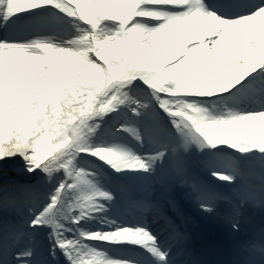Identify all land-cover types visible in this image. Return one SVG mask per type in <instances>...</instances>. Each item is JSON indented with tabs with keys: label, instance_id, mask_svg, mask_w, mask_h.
Masks as SVG:
<instances>
[{
	"label": "snow or ice",
	"instance_id": "snow-or-ice-1",
	"mask_svg": "<svg viewBox=\"0 0 264 264\" xmlns=\"http://www.w3.org/2000/svg\"><path fill=\"white\" fill-rule=\"evenodd\" d=\"M196 7L206 16L242 25L264 14V0H226L223 4L196 0ZM53 8L78 18L71 0H0V21L9 27L23 13L47 14ZM219 39L217 33L213 40ZM54 44L51 38L0 40V57L16 60ZM257 77L264 79V63L246 65L242 72L214 89L196 94L182 86L179 79L161 89L135 77L97 96L83 120V130L71 140L54 142L46 149L39 141L0 142V264H64L65 260L67 264H264V108L213 115L190 102L193 96L222 93H230L224 101L232 99L243 89L255 88ZM137 81L153 90L156 104L172 118L175 133L160 129V135L166 138L164 150L141 156L121 147L94 145L91 137L98 134L101 123L93 121V117L125 104L141 117L142 110L149 107L130 95ZM256 91L264 95V87ZM121 128L143 144L139 126ZM193 145L201 150L228 145L242 154L230 155L226 170H212L218 181L225 182L223 187L209 184L194 170L188 159ZM81 154H90L117 172L133 170L137 175L120 185L119 194L102 189L92 178L95 173L78 168L76 161ZM13 157H22L25 164L16 169L15 175L7 171ZM26 173H42L47 182H52L58 173L64 176L50 195L51 202L38 215L36 209L46 197L39 184L24 182ZM68 197L72 199L66 203ZM193 205L198 213L193 211ZM112 206L135 222L109 218ZM60 218L73 222V227L60 223ZM89 218L99 219L109 230L86 231L78 227L80 221ZM225 224L233 233H241L242 238H221L218 230ZM44 226L52 229L46 237L40 234ZM73 228L77 235L70 238L65 233ZM85 239L131 242L138 246L136 251L143 259L111 258L85 243Z\"/></svg>",
	"mask_w": 264,
	"mask_h": 264
},
{
	"label": "bare ground",
	"instance_id": "bare-ground-1",
	"mask_svg": "<svg viewBox=\"0 0 264 264\" xmlns=\"http://www.w3.org/2000/svg\"><path fill=\"white\" fill-rule=\"evenodd\" d=\"M91 1L101 11L112 14L119 21H127L132 29L136 31L140 46L134 45L130 53L132 57L139 61H149L154 54H158L164 60H168L170 65L167 73L170 76L177 74L182 81V86L193 94L214 89L234 74L242 72L246 65L256 62L263 63L260 56L264 52V38H262L264 36V14L259 15L250 23L242 25L219 21L202 14L199 8L196 7V0ZM214 1L219 4L226 2V0ZM151 3L155 4L154 8L149 7ZM35 12L37 11L21 14L20 18L12 22L9 27L0 26V40H5L10 35V38H8L12 39L10 42H27L38 38H51L55 44L27 52L23 57L16 60H5V58L0 57V64L9 61L22 64L31 70L42 71L45 62L41 54L44 53L46 57L66 68L67 73L84 70L89 64L88 55L83 51L86 45L84 42H77L72 36L86 34V32L73 23H67L57 13L51 15L49 24L46 26L33 28L32 23L37 21V17L34 15ZM84 12L85 3L81 0V14L78 18L73 17L72 21L82 20L81 24H84L86 22ZM40 16L44 17L46 14ZM0 24H3V22L0 21ZM26 30L28 31L26 32ZM113 33L112 28L98 31L95 40L105 39L101 42L113 41L117 36V33ZM217 33H220V39L214 41L213 37ZM30 35H33V37L28 40ZM45 76L43 77L45 78ZM44 78L37 77L32 82L30 81L27 95L43 88ZM254 83L255 88L243 89L236 97L226 101L223 98L228 97L230 93L216 94L210 97L193 96L191 98H196L213 115L224 114L229 110L239 112L259 110L264 105V102H262L264 95L259 94L256 89L261 88L264 79L257 77ZM232 91L235 92V89ZM130 95L141 103H146L148 99V94H144L138 86L131 91ZM239 95L246 96L241 97ZM121 106L125 110H130L127 104ZM69 109L75 111L77 106H69ZM127 113L130 118L122 121L123 125H137L142 132L145 131L143 133V144L125 131L124 135L114 133L110 138L98 142L99 144L96 145L121 147L141 156H145L142 153L146 148L152 151L166 147V138L160 135V129L164 128V125L153 110L142 111L141 117L135 116L132 111L130 113L127 111ZM145 122L148 124L147 129H145ZM76 132L77 129L74 134ZM211 148L214 154L218 155V159L225 155H242L238 150H234L228 145ZM93 160L94 164L113 173L119 188L122 183L137 175L133 170L117 172L106 162L99 161L95 157H93ZM212 166L218 170H226V166L222 164L220 166L212 164ZM96 199L105 204L108 203L104 199ZM115 208L117 207L112 206L110 213H113L112 210ZM195 209L197 208L193 205V211ZM108 216L118 222L129 223L126 219H119L112 215ZM91 221H96V219L89 218L86 220L81 225L82 229L86 231L109 230L108 226L96 225ZM88 241L85 239V243L88 244ZM119 245L136 249L138 247L131 242H119ZM109 257L123 259L120 252L110 253Z\"/></svg>",
	"mask_w": 264,
	"mask_h": 264
},
{
	"label": "rangeland",
	"instance_id": "rangeland-1",
	"mask_svg": "<svg viewBox=\"0 0 264 264\" xmlns=\"http://www.w3.org/2000/svg\"><path fill=\"white\" fill-rule=\"evenodd\" d=\"M71 2L79 16L81 12L79 7L80 0H71ZM85 2L87 23L81 24V20L76 25L88 33L84 34L86 36H75L77 40L86 42L87 47H84L83 51L88 55L89 64L84 70L67 73L66 68L46 57L44 53L41 54L45 62V67L42 71L31 70L22 64L9 61L0 64V142L6 139H18L20 142L24 140L28 142L39 141L42 149H46L54 142L71 140L80 134L83 130L82 122L92 110L96 97L101 95L108 87L130 81L135 77H141L150 86L164 89L174 81L180 80L177 74L176 76H168L167 70L170 62L164 60L158 54H154L149 61H139L132 57L130 53L134 47L133 45L140 46L139 38L135 34L127 33L125 29L119 35V22L115 24L118 34L113 41L94 42L96 30L105 29L109 21H106V19L100 20L97 17V15L104 13L95 7L93 9L91 0H85ZM59 14L68 22H71L70 17L66 13L60 11ZM124 27L128 29V24ZM37 77L44 78L45 84L43 88H39V91L27 95L30 81L32 82ZM137 86L143 88L142 91L149 93L153 97V90L149 86L144 85L140 81H137ZM145 92L143 93L145 94ZM195 101L190 98V102L195 103ZM150 104L155 105L158 109L156 102L154 104V102L151 103L149 101L147 102L149 107L146 111L151 109ZM69 106H77V110L73 111L69 109ZM122 112L124 111L118 106V110L104 114L101 117H93V121L101 123L98 134L91 137L93 144L104 140L108 129L115 132L119 131L120 121L123 120V115L126 114ZM160 112L163 115H169L163 110H160ZM117 114H122V116L118 118ZM170 124L172 125L171 122ZM77 127H80V129L74 135L73 132ZM199 149L198 146L193 145V150L188 155V158L192 160L194 170L198 174L197 162L203 161L202 156L198 160L196 158L202 151ZM10 160L7 171L11 175L16 174L17 168L25 167L22 157H13ZM92 160L93 158L90 154H81L77 158L76 163L78 168L85 169L89 173H95L96 175L92 178L98 181L102 189H105L103 184L112 185L114 182L104 178L102 175L103 170H100L93 163L91 164ZM224 161H226V164L229 162L228 158H225ZM37 171L39 172V170ZM2 175L3 170H0V176ZM63 179V173L56 174L52 182H47L46 177L42 173L40 175L26 173L23 176L24 182L39 184L41 191L46 197L37 207L35 214L38 215L43 210V207L51 202L50 195L56 191ZM70 199L72 198L70 197ZM59 207L57 205V208ZM98 214L96 213V215ZM114 214L117 217L125 216L119 210L114 211ZM129 220H132V218H129ZM83 221H80L78 227ZM59 222L67 227H73V222L66 221L63 218H60ZM99 225L105 226L101 223ZM51 231L50 226H44V230L40 234L46 237L48 232ZM65 234L70 238L77 235L75 228ZM99 242L103 241H91V244L98 251L109 253L102 248ZM59 255L63 258V253ZM64 264H67L66 260Z\"/></svg>",
	"mask_w": 264,
	"mask_h": 264
}]
</instances>
